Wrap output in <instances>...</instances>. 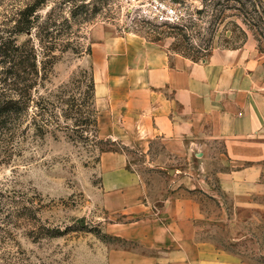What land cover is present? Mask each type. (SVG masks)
I'll list each match as a JSON object with an SVG mask.
<instances>
[{
	"label": "rangeland",
	"instance_id": "obj_1",
	"mask_svg": "<svg viewBox=\"0 0 264 264\" xmlns=\"http://www.w3.org/2000/svg\"><path fill=\"white\" fill-rule=\"evenodd\" d=\"M0 1H4L0 13L5 12V8L9 10L8 15L15 11L16 0ZM158 1L173 7L174 14L168 18L157 16L153 8L155 0H44L36 7V24L40 29L49 25V30L54 32H76L77 35H62L61 42L69 40L70 44L84 47L91 44L93 48L95 42L117 37L126 42H156L168 51L170 58L180 52L207 51L202 59L188 58L197 62L211 60L224 65L228 73L236 71L240 75L238 88L244 96L264 94V41L255 28L242 22L236 9L229 11L225 22L219 26L212 46L205 49L207 43L204 42L199 47L197 39L198 42H194L197 48H189L172 25L180 16L201 7L202 0ZM235 2L232 0L230 4ZM81 4L86 6L81 7ZM73 14H77L75 19ZM85 15L90 19L82 21ZM231 21L246 30L245 43L238 42L243 34ZM24 38L25 35L19 36L20 40ZM228 38L232 42H228ZM233 45L237 47H231ZM90 66L94 69L92 52L77 54L68 50L61 54L50 79L40 88V94L49 95L58 104L54 123L59 125L58 129L45 135L37 134L33 126L18 129L12 160L0 165V198L8 200L5 204H14L10 201L13 196L16 204L30 207L28 217L24 218L22 212L26 210L16 206V228L6 246L16 253L13 264H142L146 256L160 252L155 245L147 246L137 238L131 239L147 231L148 227L142 223L146 215L133 216L124 209L105 207L102 198L106 190L102 188L100 161L106 151L125 153L128 167L141 175L146 186L142 203L157 207L152 217L157 219L164 199L179 190L176 195L186 196L198 207L195 220L198 241L230 251L250 264H264V145L253 144L261 159L231 162L219 155L224 148L214 139L196 144L189 151V146L182 145L174 157L160 140L148 150L146 145L109 139L100 132L99 124L80 123L75 129L72 119L64 117L70 112V104L60 101L62 92L57 89L80 68ZM94 76L99 91L105 93L99 73ZM70 95L87 112L86 84L72 85L63 95L64 99H69ZM95 107L99 119L105 109L97 101ZM35 113L33 108L31 115ZM259 143H264V137H260ZM3 155L0 149V159ZM250 166L261 172L253 184L245 186L236 196L220 189V170ZM194 173L200 174L201 185L195 189L182 186L181 178L184 180ZM58 228L67 230L51 236Z\"/></svg>",
	"mask_w": 264,
	"mask_h": 264
},
{
	"label": "crops",
	"instance_id": "obj_2",
	"mask_svg": "<svg viewBox=\"0 0 264 264\" xmlns=\"http://www.w3.org/2000/svg\"><path fill=\"white\" fill-rule=\"evenodd\" d=\"M126 41L108 37L92 48L94 73H99L106 89L102 93L96 84V101L105 109L98 119L103 135L146 145L148 150L160 140L174 157L182 145L189 151L214 139L223 145L219 155L228 161L262 158L253 144L264 145L259 143L264 137V94L244 96L238 88L240 75L211 60L197 62L181 54L170 58L156 42ZM100 165L105 207L146 215L142 223L147 231L131 239L155 245L160 252L149 254L142 264H250L196 239L198 207L186 196L176 195L179 190L164 199L159 217H152L156 204L142 203L146 186L141 175L128 167L125 153L103 152ZM260 174L255 166L220 170L218 185L236 196ZM199 176L181 178L182 186L199 187Z\"/></svg>",
	"mask_w": 264,
	"mask_h": 264
},
{
	"label": "trees",
	"instance_id": "obj_3",
	"mask_svg": "<svg viewBox=\"0 0 264 264\" xmlns=\"http://www.w3.org/2000/svg\"><path fill=\"white\" fill-rule=\"evenodd\" d=\"M43 1L16 0L15 11L8 12V15L9 10L5 8V12L0 13V17H3L0 18V149L4 153L3 158L0 159V165L11 162L12 154L16 149L18 129L23 130L33 126L39 135L58 129L59 125L54 124L58 117L56 114L58 104L52 101L49 95L40 94V88L44 87L45 82L50 79L54 64L61 54L68 50L77 54L92 52L91 44L84 47L77 43L70 44L69 40L65 43L61 42L64 39L62 35H77L76 32H54L49 30V25L41 29L38 27L35 11L37 5ZM230 1L232 0H202L201 7L180 16L172 27L177 28L189 48H197L194 42L198 39L200 40L198 46L201 47L202 43L206 42L207 45L204 48L208 49L212 46L215 34L219 26L225 22L229 11L236 9L238 12L236 15L241 17L242 22L248 27L255 28L261 40L264 41V0H235V4H230ZM176 2H183V0H176ZM1 3L4 1H0V5ZM84 6L86 5L81 4V7ZM49 16L51 17V14ZM76 17L77 14L72 15V18ZM89 19L90 16L87 15L81 18L82 21ZM231 23L236 22L231 21ZM235 25L243 34L238 41L243 44L247 40L246 30L238 23ZM21 35H25L26 38L20 40ZM227 41L232 42L229 38ZM180 53L193 60L202 59L207 55V51L200 49H197L196 54ZM84 83L87 86L89 102L87 112L78 105L75 97L71 98L70 95L66 100L63 96L72 85ZM57 90L62 92L59 96L60 101L70 104V112H73V115L66 112L64 117L72 119L73 128L77 129L80 123L98 124L93 66L80 68L68 82L60 84ZM33 108L36 115L32 116ZM57 123H59L58 120ZM83 130L89 131L90 128H83ZM6 201L8 200L0 198V264H13L16 253L7 250L6 246L13 238V228H16V206L26 210L22 212L24 218L28 217L27 210L30 207L27 204H16V197L13 196L10 201L14 204H5ZM79 227H83V224H79ZM65 230L67 228L63 230L58 228L57 232L51 236Z\"/></svg>",
	"mask_w": 264,
	"mask_h": 264
},
{
	"label": "built area",
	"instance_id": "obj_4",
	"mask_svg": "<svg viewBox=\"0 0 264 264\" xmlns=\"http://www.w3.org/2000/svg\"><path fill=\"white\" fill-rule=\"evenodd\" d=\"M154 13L157 16L168 18L169 15L174 14V8L171 6L166 5L165 3L155 0L153 5Z\"/></svg>",
	"mask_w": 264,
	"mask_h": 264
}]
</instances>
